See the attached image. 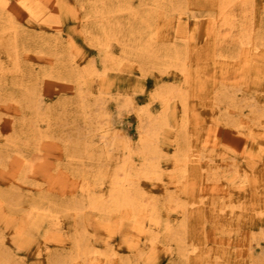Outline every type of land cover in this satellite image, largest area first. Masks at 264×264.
<instances>
[{"label":"rangeland","instance_id":"rangeland-1","mask_svg":"<svg viewBox=\"0 0 264 264\" xmlns=\"http://www.w3.org/2000/svg\"><path fill=\"white\" fill-rule=\"evenodd\" d=\"M55 1V10L46 2L49 21L38 23L22 17L14 22L18 65L0 51V150L10 154L5 167L0 166V264H249L244 252L247 244L252 243L255 254L264 248V115L253 123V112L245 105L255 98L260 108L264 104V0L248 10L232 4L226 25L218 33L207 35L208 19L221 11L218 0H182L178 10L189 17L191 27L187 40L176 34L179 11L166 15L160 8L154 24L140 28L141 41L150 56L142 69L136 55L125 53L119 41H109L114 61L88 39V30L98 32L103 5L121 0ZM149 1L130 0L134 10L147 9L149 6L140 3ZM123 11L115 16L126 23L129 12ZM129 29L123 24L119 35L131 43ZM175 36L174 43L183 49L178 67L172 65L169 55ZM246 41L255 44L253 64L239 75L236 72L224 78L227 93L216 95L220 84L214 87L211 73L216 60L235 54ZM184 63L188 80L180 90L178 85L183 80L179 67ZM104 66L108 67L105 81L90 74L94 67ZM74 71L86 75V82L77 79ZM214 71L217 79L219 66ZM171 88L185 95L187 105L184 109L174 97L163 112L158 95ZM29 89L35 91L43 114L36 115L22 101V93ZM227 94L238 100L239 114L234 107L227 108L231 101ZM130 96L133 103L124 100ZM122 101L127 105L122 106ZM145 106L166 120L159 130L161 145L167 151L162 158L164 180L142 179L147 192L140 196L149 208L144 211L148 216L144 212L138 215L144 224H149L155 214L151 208L154 201L159 205L160 223L154 228L153 243L148 233L133 225L129 211L116 208L110 197L105 200V212L90 206L88 199L90 194L107 195L109 182L104 172L123 160L129 149L136 148V110ZM31 123L40 126V139ZM232 123L242 126L235 128ZM86 134L96 141L94 150L82 141ZM206 137L216 139V144H205ZM186 149L206 154L208 168L192 170L178 182L173 156ZM223 154L237 156L243 183L232 177L230 161L221 164L227 169L226 175L216 169ZM133 157L140 156L134 152ZM17 162L26 170L15 179L13 173L20 169ZM32 163L37 166L30 167ZM207 171L214 174L205 177ZM215 181L225 184L210 188L203 196V188ZM78 200L84 206L78 220L92 250L82 257L74 246V216L68 208ZM186 205L188 210L182 214L181 207ZM181 246L186 255L181 253Z\"/></svg>","mask_w":264,"mask_h":264},{"label":"bare ground","instance_id":"bare-ground-1","mask_svg":"<svg viewBox=\"0 0 264 264\" xmlns=\"http://www.w3.org/2000/svg\"><path fill=\"white\" fill-rule=\"evenodd\" d=\"M181 1L182 0H151L149 2L140 3V5L143 4V5L149 6L147 9H143V10H138V9L134 10L130 0H121L119 3H111L110 5H107V6L103 5V7L101 8V15H100L101 18L99 20L100 25H98V27H97L98 32L93 33V31L88 30L89 42L91 45L98 47L100 51H103L105 53V56L110 57L111 56V53H110L111 51L109 49L110 48L109 47L110 39H115V40L119 41L122 44V47H123V50L125 53H127L128 55H131L132 53L136 55L135 59L138 62L139 67L142 69V65L145 64L146 61H150L148 59L150 56H149V51H148L147 47L141 41L140 28H142L143 26H146V25H148V26L153 25L154 22L156 21L155 20L156 12H158L157 10H160V8L163 9V11L166 13V15L173 10H178L179 6H180L179 2H181ZM46 2L51 3V6H53L54 10H55V6H54L55 2H56L55 0H0V51H4L9 57H11L12 62L15 65H18V61L16 58H14L16 56V44H17L16 32L14 31V29H15L14 22L22 20V17H27V18H30V19L37 21L38 23L39 22L45 23V21L49 19V18L46 19V14H48V10H47L48 6H47ZM218 3H219L221 11L217 16H214V17L208 19L207 31H206L205 35L212 33V32L218 33L219 31H221L222 27L225 26L227 21H228V19H227L228 14L227 13H228V9L231 7L232 4L237 3L243 9L248 10L256 4H262L263 0H218ZM256 8H258V7H256ZM123 10H127L129 12L128 20L126 21V23L123 22L119 17L115 16V13L117 11L120 12ZM52 13H54V11H52ZM177 18H178V26L176 29V34L180 35L181 38H184L187 40L190 37L188 35V33L191 31L189 17L185 18L183 16V12L179 11ZM50 22H52V21H50ZM123 24H128V27L130 28L129 30H130V33L132 34V39L130 40L131 43L127 42L124 38H122V39L120 38L119 32H120L121 26H123ZM197 26H198V24H197ZM194 31H195V28H194ZM183 33H184V35H183ZM222 35H223V33H222ZM228 36H226V37H228ZM191 37L194 39L195 34L191 35ZM176 38H177V36H175V38H173V40H172L174 47L172 49L173 52H171V54H169V55H170V58H172V60H171L172 65L175 67H178V63L182 57V53H183L182 50L183 49L180 48L179 45H176L174 43V39L176 40ZM209 39H211V38H209ZM224 39H225V37H224ZM255 40H256V38H255ZM187 43H188V41H187ZM254 45L255 44L251 43V42H247V41L242 42L240 44L239 50H237V52L235 54L226 55L224 58L216 60L213 68L215 69L217 66H219L220 75L217 77V79H214V77H216V75H217L216 72L214 71V69H213V72H211V73H212V77H213L214 87H216V85H215L216 83L220 84V86L215 90V94L220 92L222 94L221 96H223V94L225 96V94L227 93L224 89L225 85L223 86V84H225L224 78L228 79L231 77L232 74L234 75V73H236V72L237 73L238 72L243 73L246 70H248L247 68L251 65V63L254 59V55H255V53H253V50H254L253 46ZM195 52H196V50H195ZM112 57H110V59L114 60ZM51 60H52V58H51ZM201 61H202V59H201ZM217 61H220V62L218 63ZM186 62H187V60H186ZM118 64H120V62H116V65H118ZM197 65H198V63H197ZM115 68L119 69V67H115ZM179 69H180V73H181V77H182L183 81L181 83H179L178 86H180L179 87L180 90H184L183 85L188 80V69H187V66L185 65V63L183 64V66L179 67ZM1 70H2V66L0 63V71ZM107 70H108L107 66H104L102 69L94 67L91 70L90 74H92V75L95 74V75L99 76L101 78V80L105 81L107 79V76H108ZM76 72L77 71H74L75 77L77 79L78 78L83 79V83H85L87 80L86 75L81 74V72H77V73ZM239 73H238V75H239ZM203 74H206V72ZM234 88H237V87H234ZM239 89L240 88H238V90ZM236 93H238V92H236ZM244 93H245V91H244ZM233 94H235V93H233ZM183 96H185V95L182 94L181 92L178 93V88L177 89L171 88V89H167V91L160 92L158 97L161 98V102L163 105V112H165L167 109L170 108L171 99L174 97H176L179 100L180 105H183L182 107H184V109H185L187 102L184 100ZM190 97H191V95H190ZM190 97H188V98H190ZM230 97H231V94L230 95L227 94L226 99H229ZM245 97H243L242 99L245 100L246 99ZM21 99L24 102V104L33 113H35L36 115L43 114V112L40 110V105H39L38 99L36 97V93L33 89H29V90H26L25 92H23ZM126 99L129 100V102L133 103L132 102V100H133L132 96L127 97L124 100H126ZM235 99L236 98H234L233 96L231 97V101L229 104L230 107L227 106V108L231 109V107H234V109H235L234 111H236L238 109L237 107L240 104L237 102L238 100L236 99L237 100L236 101ZM255 99H253V100L255 101ZM12 100H14V99H12ZM224 101H226V100H224ZM254 101H249L247 103L244 102L245 105H247V107L248 106L250 107L248 109H251V112H253V115L251 114L253 117L252 118L253 123L255 120H258V118L260 116L262 117L264 115V111L262 109L264 107V104H263V107L260 108L261 105L259 107L257 105V103ZM217 102H219V101H217ZM242 102H240V103H242ZM8 103L10 104V102H8ZM121 103H122V106L127 105L124 101H122ZM224 104H225V102H224ZM217 105H218V103H217ZM222 105H223V103H222ZM42 106H43V104H42ZM219 107H220V105H219ZM243 107H246V106H243ZM243 107L241 106V108H243ZM3 108H5V107H3ZM228 110H227L228 113H232L230 110H229L230 112ZM238 110H237V113L239 112ZM136 111H137V116H138V121H139V128H138L139 137H138V143L136 145V148L129 149L128 154L126 155V157L123 160L118 161L113 167H110L111 169H108L107 171L104 172V176L106 178H108V182H109L107 195H105V193L90 194L88 196V199H89L90 206H92L93 208H96L99 212H105L107 209L105 206V200L110 197L112 203L114 204V206L116 208L121 209V210L125 209V210L129 211L130 217L134 220L133 225L136 228L140 229L142 232L148 233V235L147 234L146 235L149 237V240L153 243V241L155 239V235H156V233L153 232L155 230L154 228L158 227L159 223H160V218H159V215L157 214L159 205L156 201H154L151 208L155 214L153 215V217H151L149 224H144L143 222L138 220V215H139V213H141V212L143 213L144 211L148 212L149 208H148V205L146 206L142 202V200L140 199V196H142L143 194H145L147 192L145 187H144V184L142 182V179L149 180V181H151V180H160V181L164 180L163 172H164L165 168L163 165L162 158L164 156H166L167 151L161 145V142L159 139V135H160L159 130L162 128V125H165L166 120L163 117L161 119L160 115L154 116L149 106H145L143 109H138ZM246 116L247 115H245L244 117L246 118ZM228 117H229V115H228ZM239 117H240V115H239ZM224 119H226V118H224ZM228 119L229 118H227V120ZM233 119H232V121H233ZM168 121H169V119H168ZM189 123H190V121H189ZM228 124H230V122ZM237 124H235V123L233 124V125H235V128L236 127L239 128L240 124L239 125H237ZM256 124L257 123H255L254 125H256ZM30 126H31V129L35 133L38 134V138L40 139L42 137V133L39 129L40 126L38 124H34V123H31ZM241 126H242V124H241ZM236 130L238 132L244 133L243 131H241L239 129H236ZM262 133H264V132H262ZM101 137L103 140H105L104 144H107L108 143L107 135L105 133H103ZM127 139H129V138H127ZM6 140L8 142L12 141V139H9V138H7ZM82 141L85 143V145L87 147H89L90 150H94L95 147H97V144L94 143L96 141L93 139L91 134H86ZM82 141H80L79 144H81ZM211 141H213V143L216 144V139H212V138L210 139L209 137H206L204 140L205 144L210 143ZM178 142H179L178 139H176L175 144H178ZM130 144H131V142H130ZM189 146H190V143H189ZM178 148H179V144H178ZM186 150L183 153H179L178 151H176V153L173 156V159H174L173 162L175 164V177H176V181H178V182H181V180L184 178L186 179L188 174L192 170L208 168V166L205 165L206 162L209 161L208 160L209 158L205 159L207 157L206 154H203L200 152L199 153H193V152L190 153V152H188V150L187 151ZM201 151H203V150H201ZM134 152H137L139 154V156H140L138 158L139 160L133 157ZM245 152H246V149H245ZM9 155H10L9 152L6 151L4 148L2 150H0V166L5 167L6 159L8 158ZM106 156L109 157V155L107 153H106ZM220 159H222L221 160L222 163L216 164L215 167H216V169L219 168L221 175H226L225 172L227 171V169H224L223 165L227 164L230 161L234 166L233 170H232L233 171L232 177L234 179H239L238 182H240V183L241 182L243 183V181H245L244 180L245 178L242 179L243 173H241L242 172L241 168L237 164V156H234L231 154H223L222 158H220ZM17 163H20V164H18V165H20V169L18 171H14V173L12 172L13 178H15V179H17L16 178L17 174L22 173V172L24 173L26 170L23 166H21L22 165L21 162H17ZM221 164H223V165H221ZM35 165L37 166V164L32 163V164H30V167L35 168ZM219 170L215 171L214 173L218 174ZM214 173L207 171L206 173H204V175H205V177H210ZM221 184H225V182L223 183V182L215 181L209 185L206 183V185H208V186L203 188V192H204L203 196L205 194H207V191L210 188L214 189V188H216V186L218 188ZM226 184H227V182H226ZM240 186H241V184H240ZM165 188H167V186ZM222 193H227V191L222 189ZM201 201L205 202L204 199H200V202ZM182 205H183V203H182ZM68 208L73 212V216H74V219H73L74 222H73L72 230H73V235H74V246H75V249L77 251L78 257L87 256L88 252L89 251L92 252V250L89 247L86 240L84 239V235H83L84 230L80 226V223L78 220V216L83 211L84 206L81 204V201L78 200V201H74L72 204H70L68 206ZM187 210L188 209H187V205H186L184 207H181L180 211L182 212V214H186ZM119 213H121V212H119ZM144 214L146 216H148V214L146 212H144ZM148 220H149V218H148ZM246 247L247 248L246 249L244 248L245 250L244 249L243 250L247 254L248 258L250 259L249 264H264V248L261 251H259L257 254H255L254 248H253V245L251 242H249ZM181 250H182L181 253L186 255V249L181 246ZM93 251H95V250H93ZM84 264H90V262L86 261Z\"/></svg>","mask_w":264,"mask_h":264}]
</instances>
